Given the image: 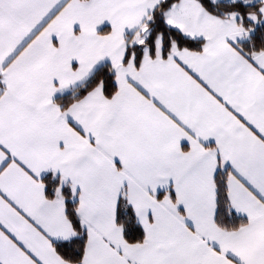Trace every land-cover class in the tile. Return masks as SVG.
Instances as JSON below:
<instances>
[{
	"label": "snow or ice",
	"instance_id": "1",
	"mask_svg": "<svg viewBox=\"0 0 264 264\" xmlns=\"http://www.w3.org/2000/svg\"><path fill=\"white\" fill-rule=\"evenodd\" d=\"M0 264H264V0H0Z\"/></svg>",
	"mask_w": 264,
	"mask_h": 264
}]
</instances>
